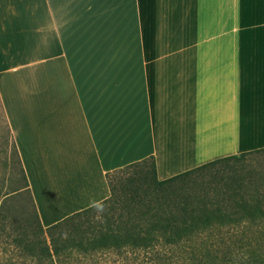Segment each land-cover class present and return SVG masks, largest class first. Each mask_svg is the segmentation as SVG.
I'll list each match as a JSON object with an SVG mask.
<instances>
[{"label": "crops", "instance_id": "crops-1", "mask_svg": "<svg viewBox=\"0 0 264 264\" xmlns=\"http://www.w3.org/2000/svg\"><path fill=\"white\" fill-rule=\"evenodd\" d=\"M0 103L41 224L264 146V0H0Z\"/></svg>", "mask_w": 264, "mask_h": 264}, {"label": "trees", "instance_id": "trees-1", "mask_svg": "<svg viewBox=\"0 0 264 264\" xmlns=\"http://www.w3.org/2000/svg\"><path fill=\"white\" fill-rule=\"evenodd\" d=\"M257 155L264 157V146L162 179L154 157H144L105 173L108 197L46 227L21 165L30 213L22 219L13 211L8 226L10 195L0 193V264H64L99 252L117 254L119 264H253L256 257L236 261L228 241L193 237L247 222L257 226L242 225L243 234L254 230L264 240V169L247 167Z\"/></svg>", "mask_w": 264, "mask_h": 264}, {"label": "rangeland", "instance_id": "rangeland-1", "mask_svg": "<svg viewBox=\"0 0 264 264\" xmlns=\"http://www.w3.org/2000/svg\"><path fill=\"white\" fill-rule=\"evenodd\" d=\"M249 160L252 161L247 163V167L251 168V166H255L264 169V157L261 155L253 156ZM24 185L25 180L15 151L14 141L0 103V193L8 192V195H10L8 209L11 214L8 212L9 216L6 218L9 222L7 223L8 226H10V222L13 220V211L17 212V216H20L22 219L27 218V216L29 217L30 202ZM242 225L252 224L247 222L232 223L228 225L229 228L223 229L221 233L216 232L208 236L193 237V242L218 243L223 239L228 241L232 246V253L230 254L236 261L256 257V261L253 264H264V240H260L257 237V233L253 232L254 230H248L246 234H243L245 232H242ZM226 230L228 232H225ZM218 252L220 253V251ZM120 258V256L112 252H99L86 255L74 254L64 264H119Z\"/></svg>", "mask_w": 264, "mask_h": 264}]
</instances>
